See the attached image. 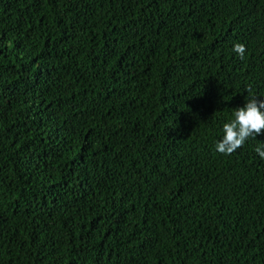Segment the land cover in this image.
<instances>
[{"label":"trees","instance_id":"trees-1","mask_svg":"<svg viewBox=\"0 0 264 264\" xmlns=\"http://www.w3.org/2000/svg\"><path fill=\"white\" fill-rule=\"evenodd\" d=\"M0 264H264V0H0Z\"/></svg>","mask_w":264,"mask_h":264}]
</instances>
